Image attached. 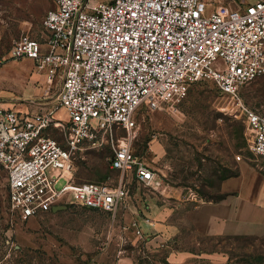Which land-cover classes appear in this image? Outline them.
Wrapping results in <instances>:
<instances>
[{"label":"built area","instance_id":"obj_1","mask_svg":"<svg viewBox=\"0 0 264 264\" xmlns=\"http://www.w3.org/2000/svg\"><path fill=\"white\" fill-rule=\"evenodd\" d=\"M213 1L49 0L42 38L21 35L7 58L33 61L44 98L55 87L67 121L45 104L35 111L0 108V167L15 213L28 219L69 198L114 219L128 177L155 179L153 166L132 149L138 109H159L199 81L235 100L242 85L264 74V0L207 12ZM218 58L221 67L213 64ZM238 104L249 149L264 158V111ZM51 128L62 131L63 143ZM104 145L116 183L75 182L76 151ZM60 177L66 182L56 188Z\"/></svg>","mask_w":264,"mask_h":264},{"label":"rangeland","instance_id":"obj_2","mask_svg":"<svg viewBox=\"0 0 264 264\" xmlns=\"http://www.w3.org/2000/svg\"><path fill=\"white\" fill-rule=\"evenodd\" d=\"M228 1L255 0H214L206 10L224 12ZM49 7V0H0V101L9 98L14 108L29 111L47 101L52 116L66 122L55 87L44 98L33 62L7 58L21 35L39 38ZM213 64L221 67L222 61ZM238 96L232 100L211 81H199L159 109H138L132 149L153 166L155 179L143 183L128 177V194L114 219L69 198L57 204L60 208L22 219L10 208L0 167V264H264V231L203 235L186 219L201 203L222 197L220 182L236 172L238 162L264 175V158L249 149L251 133L238 107L264 111V74L242 85ZM49 134L63 143L61 130L51 128ZM110 155L108 145L77 150L73 180L116 183ZM65 182L60 177L56 188ZM186 251L197 255L184 257ZM200 252H217L222 259Z\"/></svg>","mask_w":264,"mask_h":264},{"label":"crops","instance_id":"obj_3","mask_svg":"<svg viewBox=\"0 0 264 264\" xmlns=\"http://www.w3.org/2000/svg\"><path fill=\"white\" fill-rule=\"evenodd\" d=\"M235 4L237 6L238 3L228 1L229 7ZM42 35L41 26V35L35 38L41 39ZM46 102H38L37 108L41 104L47 105ZM12 104L9 98H5L0 101V108H14ZM220 191L223 195L219 200L205 201L188 213L186 219L198 233L233 235L264 231V175L250 164L240 161L236 174L221 180ZM190 255L197 253L184 252V257ZM200 256L210 260L222 259L217 252H200Z\"/></svg>","mask_w":264,"mask_h":264},{"label":"water","instance_id":"obj_4","mask_svg":"<svg viewBox=\"0 0 264 264\" xmlns=\"http://www.w3.org/2000/svg\"><path fill=\"white\" fill-rule=\"evenodd\" d=\"M60 207H61L60 205H56L52 209L55 210V209L60 208Z\"/></svg>","mask_w":264,"mask_h":264},{"label":"trees","instance_id":"obj_5","mask_svg":"<svg viewBox=\"0 0 264 264\" xmlns=\"http://www.w3.org/2000/svg\"><path fill=\"white\" fill-rule=\"evenodd\" d=\"M236 172H237V170H236ZM236 172H235L234 174H231L230 176H232V175H235V174H236Z\"/></svg>","mask_w":264,"mask_h":264}]
</instances>
